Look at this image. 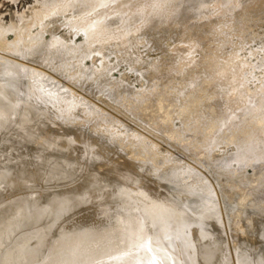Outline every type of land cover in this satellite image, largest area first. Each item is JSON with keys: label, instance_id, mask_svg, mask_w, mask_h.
Returning <instances> with one entry per match:
<instances>
[{"label": "bare ground", "instance_id": "1", "mask_svg": "<svg viewBox=\"0 0 264 264\" xmlns=\"http://www.w3.org/2000/svg\"><path fill=\"white\" fill-rule=\"evenodd\" d=\"M170 1L43 0V5L40 4L42 8H39L40 10L38 11H35V9L33 10V12H36L35 16L33 15L34 18H28L29 20H26V16H24V20L21 19V22L24 21L25 24L22 23V25L19 26L12 23L2 26L0 23V141L5 138V136H7V138H5L6 140L9 139L7 143H2L5 139L0 142V149L2 148L3 150L5 149V151H9V154L10 152L12 153L11 155H13L14 158L10 157L9 160L13 158L14 161L9 165L13 166L14 170L19 171L17 173V178V174L14 175L16 171H14L11 166V169L7 168V170L10 169V174H12L11 170H13L14 173L12 175L15 176V178L12 176V180L6 181L7 174H4L5 169L0 170V264H218V261L221 259L220 252L223 250L222 252L224 253V248L226 247V245L223 246L224 244L222 245V243L220 244L218 242L220 240H216L218 236L219 239H221L222 236L225 235L224 239L228 242L229 240L236 239L237 241H235V243L239 242L238 244L240 245L241 241L235 238V235L239 232L240 237L249 234L247 237L251 238L254 235V231L258 229V233L261 232L260 230L264 231V229H261V226L264 225V206L263 208H259L263 210V212H259L263 215L262 217L259 216L261 217L259 220L254 215H251L249 209H247L246 212L244 211L245 215L248 217H245L247 222L244 220V223H246L244 229L247 228L245 229L247 231L245 234L242 233L243 235L241 234L242 231H245L243 228L242 231L239 229V232L235 231L234 233L236 229L234 226L238 224H235L233 220H231V224L233 221L234 225H231L230 222L226 223L227 218L223 219L224 217L221 214V207H224L221 205L222 203L226 204L225 206L228 205V207H233L231 211H239V209L245 205L249 198L247 187L255 180L253 175L242 173L240 179L236 181L237 185L234 186L227 181L229 180L227 178L229 174H224L218 179L217 186H214L211 181L207 180V177L204 178L194 173L187 176L186 174L192 172V170L189 165H183L185 162L176 165L178 167L180 166L179 169L173 166L176 164L175 163L170 169L162 171V169L155 165L157 164L156 160L150 158V153L157 152V147L153 145V143H150L152 141L148 143L144 141L143 143L142 141L145 137H142V133L139 135L140 131L139 134L136 133L135 129L134 132L131 129V132L134 133H130L132 139L136 141V144L140 142L146 144V151L142 153L144 154L143 156L137 155L136 157L133 156L135 157L133 159H122L125 153H123L122 156L121 151H118L120 147L119 144H122L118 143L117 148L112 146V143L116 142L115 140H113L114 142L112 143L110 142L111 144L107 141V139H109L108 137L115 138L116 135L114 134L121 130V125H119L121 120L118 124L119 127H117V123L110 125H116L114 128L109 127V125H107L109 123L104 125L105 121L103 120L107 119L106 121H108L109 114H105V111H100L101 109L98 110L97 106H94L93 103L92 105L90 101L85 99V96H80L75 90L65 85L61 80L62 78L66 79L74 85L83 88L86 92L95 93L97 91L99 94V91H101L103 93V95H101L103 99L105 93L108 97L115 98L114 100L116 102L118 94H120L122 90L124 92L127 88L128 90L126 91H129L132 87L130 85L131 88L129 86V88L127 86L124 87V85L128 83L125 82L123 85L125 88L124 90L120 85L124 82H121L118 85L122 87V90L119 91L121 87H118V92L120 93L117 94V91H113L112 89H114V85H116V82H119V80L116 79L114 81L115 78L112 80L110 75L114 83L110 78H107L109 75L107 77L102 75L104 78L100 76L102 72L100 70L101 67L99 69L94 66L96 68L93 69V66H85L83 63L85 57L89 58L92 56L91 54L97 53L96 50H101L103 48H105L107 52L109 48L110 50L121 52L126 46L127 49L130 47V49L133 48L132 50L134 51V47H132L134 43L132 38L138 37L139 39L140 36L138 34L141 35L144 30L145 34H143L145 38H147L146 35H148L146 34L148 31V27H146L147 24L146 22L142 23L141 20L144 19V22L149 19L151 24V20L153 19L152 22L155 23L152 25H155L156 21L157 24L160 23V15L163 14V18H161L163 21L161 22L165 25V21L167 19L169 20L168 15H170L169 12L167 14L168 10L166 9L170 8L173 13V10H176L174 14H171L172 17L170 15V20L172 21V23H170L173 24V21L176 19L178 20L181 16L177 15L178 18L176 16L175 18L174 15L176 12H178V14L181 13L183 16L182 11L185 10L187 13H184L185 18H189L190 14H194V12H192V5L197 6V3L201 4L202 2L201 0H197V2L194 0L195 3L192 0V3L191 0H183L184 5L181 8L184 9L181 10L178 6L182 0H177L179 5L175 4V2L177 3L176 0H172L174 1V3H172L174 7L171 5ZM208 1L209 0L206 1L207 3L205 2L206 6ZM225 2H227V0H225ZM73 4H76L75 6H77V4L81 5L87 12V15L85 13V15H79L80 13H78V16H76L77 18L73 17L75 19L72 20L73 27L77 28L75 31H81L85 35L84 41L78 42L76 45L74 43L75 41H72L74 44H67L66 41L63 40L64 37L62 35L59 36L58 34H54L53 32L55 31H50L49 29L52 27L51 24L55 20H52V23L49 21V26L51 25L49 28L47 22L41 23L35 32L28 31L31 29H28V27L32 22L34 25V23L39 22V19H43L49 14L53 17V15L55 16L57 14V12L54 13L55 11H59L60 8L61 10H65L64 8ZM185 4H187V7ZM222 4L227 3L222 2ZM189 7L191 8L190 14L187 12L190 10ZM197 7H199V4ZM204 7L205 5L200 9L194 7L193 11L198 9L199 12L203 13L202 9H205ZM178 9L181 10L180 13ZM132 10L138 14L133 13ZM162 10H165V15ZM198 11L197 13L195 12L196 14L194 17H197ZM229 11L226 13H229ZM61 12L63 13V11ZM130 12L133 13H131L132 16ZM158 12L160 14H158L159 18L153 16ZM134 14L136 18L137 16H139L138 18L141 17L140 21L136 20ZM164 16H166L165 19L167 18L165 21ZM184 16L182 20L185 21L187 19H185ZM130 17L135 19V21L133 19V22H136L135 25H133L134 23L131 24L132 19ZM110 18H112L113 21H121L119 26L114 27V22H112ZM172 18L175 19L172 20ZM128 19L130 21H128ZM195 19L198 20V18ZM34 20L37 21L35 22ZM182 20L179 19L180 24ZM138 21L140 22L139 25L137 24ZM184 21H182V23ZM189 22L191 25V21ZM200 22L201 21H199V24ZM162 23L156 24L155 26L151 25L150 28H148L151 30L150 33L157 35L158 33L152 32L153 28H156L154 31L159 32L163 30L162 28L167 26L165 29H167L168 33L163 32L164 30L162 31L163 35L167 36L170 33V27L168 25L165 27L159 26ZM144 24V30H142L141 26ZM180 24H178V26ZM55 26L57 27L58 23L55 24ZM55 26L52 28L56 30ZM234 26L233 29L235 28ZM70 27H68V29H70ZM174 27H176V31L179 33L181 29H177V25H174ZM59 28H57V31ZM139 28L142 30L139 31L141 33L135 34L137 32L135 30H139ZM203 28L205 29V27ZM73 29L70 30L73 31ZM173 30L175 31V29ZM228 30H232V28ZM9 31L13 32L14 38L10 39L7 37ZM202 31L203 29L201 32ZM67 32L68 31H66V33ZM194 32L196 36L197 33L196 31ZM155 35L149 34L148 37H154ZM179 36L180 35H178V37ZM157 37H155L154 40L152 39L153 41L147 39L152 43L158 39ZM196 38L197 37H195V39ZM150 42L147 44L150 45ZM127 43L130 45H125ZM91 47H96L98 49H93ZM126 48L123 54H126ZM167 48L165 51H167ZM93 50H95V52H92ZM132 50L129 52H133ZM101 51L103 52L104 49ZM101 51L99 52L103 55ZM99 52L98 56L100 55ZM131 54L135 56L134 53ZM82 56L84 58L83 60ZM129 56L131 57V55ZM133 56L132 59L130 58L129 60H133ZM136 58L138 59V57ZM165 58L168 59V57ZM137 59L136 61L139 60ZM136 61L132 62L137 63ZM215 62L217 61L215 60ZM107 63L108 62L105 64ZM93 64L95 65L96 63L93 62ZM166 64L167 62L165 65ZM100 65L105 66L102 64ZM210 65L209 63V66ZM213 65L214 63L212 66ZM43 66L48 72H46L47 70H43ZM215 67L216 66L212 68L216 69ZM217 67H219V64H217ZM230 67L226 66L228 70ZM107 68L105 69L104 67L103 69L107 70ZM155 69L156 68H154V71ZM213 69H210L209 73H211ZM162 70L160 71V77L162 72H165ZM220 70L222 69L220 68ZM51 71L55 72L56 75ZM207 72L208 70L205 74ZM223 73H225L224 68ZM223 73L221 74L223 75ZM102 74H104V71ZM106 74H109L108 70ZM158 74L159 72L157 75ZM228 75L229 74H227V76ZM224 76L225 75H223V78ZM214 77L217 79L216 76ZM218 80L222 82V78L221 81L220 79ZM101 83H103V88L106 86L105 92L102 91L103 88L100 89L99 87L102 86ZM217 86L219 88V85ZM129 93L127 92L126 94L125 92L124 95H126V97L124 95L122 97L121 95V100H123V98L125 100ZM180 93H182L181 90ZM218 93L219 92H217V95ZM108 97L106 98L108 99ZM197 97L199 98V96ZM112 98L109 100L112 101ZM192 99L196 101V98ZM117 102H119V100ZM166 106L168 105H165V107ZM262 106H264V99L262 105L255 108L252 112L255 110L258 112V109ZM163 108H161V111ZM167 109L168 108L163 109V112L164 110L167 111ZM94 111L99 115L104 112L100 115L102 117H99L101 119H96L97 117H94V115H96ZM98 111H100V113ZM158 111L159 110H157V112ZM92 113H94V115ZM159 113L160 111L157 115ZM90 115L97 121L102 120L103 117L104 119L100 121V123L98 121V124H100L99 127H94L95 123L93 122L94 129L87 127L90 128L89 130L85 125H91L92 118H90ZM106 115L107 118H105ZM238 116L233 114L228 121L229 124L235 121ZM109 117L111 118V116ZM156 117L159 118L158 116ZM115 119L117 120L116 117ZM110 120L113 121L114 119ZM97 121H95L96 125ZM81 126L84 128L81 129ZM123 128L124 127H122V129ZM259 128L261 129V127ZM255 130H257V128H255ZM260 132L258 135L255 133L254 136L248 133L247 135L251 136L252 139H250L249 136L247 137L249 139L241 138L242 140L244 139V141H241L238 151L235 152L237 154L233 153L236 155L235 157L238 162H242L241 160L248 158V156L250 158L251 155L248 154L254 151H256L255 154L251 153L253 156H257V159L263 158L262 160H264V134L263 131ZM1 134L4 136L3 138ZM114 144L116 145V143ZM139 145L141 146V144ZM123 146L124 144L122 147ZM259 147L260 149L263 147V150H258ZM115 148H117V150H115ZM2 149L1 151H3ZM126 149L127 147L124 148V151ZM259 151H261V153ZM258 152L260 156L263 157L256 155ZM5 154L6 153L3 154L2 152V155ZM169 154L170 153H167V155ZM2 155L0 157H2ZM129 156L132 157L131 155ZM2 160L4 162V159ZM245 161L243 162L245 163ZM248 161L247 159V162ZM3 162L0 163V166L6 165L7 159L4 164ZM9 163H11V161ZM0 168L2 169V167ZM12 177L11 175L9 176V178ZM6 182H9V184L11 183V187L12 183L16 184L17 187H15V185L14 187L17 189L12 190L13 187L11 188ZM169 186L171 188L172 186H176L177 190L175 191L176 188H172L174 189L173 191ZM159 187H162L164 190L161 188L162 190L160 189L161 191H158ZM231 211L229 209V212ZM249 212L250 214L248 215ZM257 222L261 226L258 225L259 228L258 226L254 228L253 223ZM225 225L231 226L233 228H231V230L233 231H231L230 228L227 229L228 226L226 227ZM262 233L263 232H261V234ZM212 234L219 235H216L217 237L211 240L209 238L214 236ZM261 234V239H263L264 236ZM239 236L237 235L236 237ZM247 237L246 240L243 239L246 241V244L254 240L249 239L250 242ZM257 239L260 240L259 237H257L256 240ZM258 240L257 242L262 241ZM222 242H224V240ZM224 243L228 245V243ZM229 243L232 245L234 242L231 241ZM253 243L255 246L256 241L252 242L251 247H253ZM246 244H241L239 248L244 246L245 249L248 247V244ZM261 244H263L264 247V241H262ZM230 245H228V248ZM256 245H258L259 248L262 247L259 243ZM232 246H234V244ZM258 246L254 248L258 250ZM222 247L224 248L222 249ZM226 248L225 252H227L226 250L228 249ZM253 250L254 249L251 250V248L249 249L248 252L252 251V253H249V256L250 254L254 255V253L256 255V250L255 252H253ZM262 250H264V248H262ZM238 251L237 253H239ZM248 252L246 250L247 254ZM241 253L244 254L242 251ZM241 253H239V256ZM227 254L229 253L227 252ZM232 254L231 257L233 256ZM234 255H236V253ZM253 255L250 257L252 258ZM223 257L225 259V256H222V258ZM243 257H245V254ZM246 257L248 256L246 255ZM234 258L236 261L238 260L236 259L238 258L237 255ZM231 259L224 261V264H228ZM241 259L240 264L246 263ZM253 259L250 262L249 260H245L247 261L246 264H264V254H262V252L258 253L256 258ZM231 261L234 262L233 259ZM221 262L220 260V263ZM237 262L235 263L237 264Z\"/></svg>", "mask_w": 264, "mask_h": 264}, {"label": "rangeland", "instance_id": "2", "mask_svg": "<svg viewBox=\"0 0 264 264\" xmlns=\"http://www.w3.org/2000/svg\"><path fill=\"white\" fill-rule=\"evenodd\" d=\"M42 1L43 0H0V23H1V25L6 26L8 24L13 23L14 25L20 26V25H22V23L25 24L24 21L21 22V19L24 20V16H26L25 17L26 20L28 18H30V19L34 18L33 15L35 16V13H36L35 11H38V10H40L39 8H42V5H43ZM168 1H170V0H167V2ZM171 1H170V3L174 7V5L172 4V3H174V1H172V2ZM193 1H192V3H193ZM201 1H202L201 4L197 3L196 5L198 6V4H199V7L201 5L200 8H203V6L205 5V7H204L205 9H202L203 13L199 12L198 9L193 11L194 7H196V8H199V7L192 5L193 6V7L191 6L193 8L192 12H194V14H190V11H191L190 7H189L190 8L189 11H187L189 8L186 10L188 12V14L192 15V16L189 15V18L188 17L185 18L184 13H186V12H185V10L182 11L184 18L187 19L185 21L182 20L183 16L180 13L181 10L184 9V8H181L184 5L183 0L180 3L181 6L179 5L178 1H177V3L175 2V4L179 5L178 7L181 10L178 9L180 14H178V12H176L174 17L175 16L177 17V15H179V16L181 15V16L179 18L177 17L178 20L176 19L179 23L175 20V21H173V24L175 22L174 25H177V29H181L179 31L180 34L176 31V27H174V25L171 24L172 21L170 20L171 19L170 15L173 12H171L172 9H170L168 7L170 10L169 9H166V10H168L167 14H168V12L170 13V15H168L170 21L167 18H166L167 19L166 20L165 19L166 16H164V21L166 20L165 22L167 24L165 23V25H163L164 23L161 22V21H163V19L161 20V18H163V14L160 15L158 12L156 15L154 14L153 16L158 17V18H159V15L161 16L160 21H159V19H158V21L162 24L159 26L165 27L166 25H168L170 27L169 32L170 33L172 32L171 33L172 36L170 35V33L167 36L163 35V32L168 33L167 29H165L167 26L165 28H162L164 31L163 30H161V31L157 30L162 34L154 31L156 28H153L152 32L158 33L157 35L150 33L151 30L148 28H150V26L152 24H154L155 22H152L153 21V19H152L151 24H150L149 19L145 20L144 22H143V20H144L143 19V20H141V22L142 23L146 22V24H147L146 27H148L147 28L148 31L146 32V34L155 35L154 37L149 36L151 39L148 37V35H146L150 41H153L155 39V37L160 35L157 37L158 39H156L154 42L151 43L147 38H145V36H144L145 30L143 29L144 28L143 26H145V24H144L142 26L140 25L142 27V30H144L142 33L139 32V31H142L140 28H139V30H135V31H137L135 34L141 33V35L138 34L140 36L139 39H141V40H139L138 37L132 38L133 42H134L132 44L133 45L132 47H134V51L132 50L133 48L130 49V47H128V49H127L126 46L123 48V51H121L122 53L117 52V51L112 50V49L110 50V48L108 49V52H107V50H105V48H103L104 49L103 52L101 51L103 49L96 50L97 53L91 54L92 56L89 58L85 57V59H84L82 56V60L83 59L85 60L83 62L85 66H87V65L89 67L93 66L92 67L93 69H95L96 67L100 69V67H101L100 70L102 72L98 69L101 72L100 76L104 75V77H107L109 75V77H107L109 79L110 75H111L112 80L114 78H115L114 81L116 79L119 80V82L117 81L116 82L117 84L114 85V87H113L115 90L112 89L113 91H117V94L120 93V92H118V89L121 86L123 87L125 82L126 83L128 82L127 83L128 85L125 84L124 87H126V86L128 87L130 85L132 87V89L129 91H126L128 89L126 88V90H125V88L123 87V89L125 90L123 92L122 87H121L119 91L122 90L121 91L122 94L121 93L118 94L119 99L118 98L116 99V102L118 100H119V102L116 103L114 100L115 98H112L109 96L110 98H112L114 100V101L113 100L110 101L111 99L105 93H104V99H103V96H101V95H103V93L101 91H99V94L97 91L95 93L94 92H86V91H84L83 88L74 85L72 82H70L66 79L62 78L61 80L64 82L65 85H67L68 87L75 90L80 96H85V99L90 101L91 104L93 103L94 106H97L98 110L101 109L100 111H105L106 112L105 114H109V116H111V118L108 116V121H111L110 119H114L116 121L115 122L113 120L111 122H108V121H106L107 119L103 120L104 119V117H103L102 120L105 121V123L103 122L104 125L106 123H109V124H107V125H109V127L114 128V127H116V125H117V127H119L118 124H119V121L121 120V123L119 124V125H121V130L117 131L114 134V135H116L115 138L114 137H111V138L108 137L110 140L107 139V141L109 143L110 142L112 143V142H114L113 140H115L116 142H114V143H116V145L114 143H112L113 147L118 148V146H117L118 143H121L122 145L124 144V146H123L124 148L127 147V149L124 151V148L122 147V145L119 144L120 147H119L118 151H121L122 156H123V153H125L124 154L125 156H123L122 159H133L137 155L143 156L144 154H142V153L146 151L145 150L146 144H143L144 141L147 143L152 141L150 143L151 144L153 143V145H155L157 147V152L150 153L151 154L150 158H153L156 160V163L158 165L157 164H155V165L158 166L160 169H162V171H164L165 169L168 170L173 166H175L179 169L180 166L178 167L176 165L182 164L183 162H185V163H183V165H186V164L189 165V167L192 170V172H190V173L187 172L188 173V174H186L187 176L192 175V173H194L197 175H201L204 178L207 177V180L211 181L214 186H217L218 179L221 177V175H224V174L225 175L229 174L228 177L226 176L229 179L227 181L229 182V184L234 185V186L237 185L236 181L238 179H240L242 173L253 175L255 180H254V182H251L249 184V186L247 187V192L249 193V198H248L247 202L245 203V205L241 209H239V211H234V210L231 211V209H233V207H231V206L228 207V205L225 206L226 204H223V203L221 204L222 206H224L223 208L221 207V209H222L221 214L224 217L223 219L227 218L226 223L230 222V224H231V220H233V221H235V224H238L237 226H234V227H236V229L238 228L237 230L234 228L235 229L234 233H235V231H238L239 229H241V231H242V228L244 229V227H246V223H244V220H245V217H248V216L245 215L244 211L246 212L247 209H249L251 211V215H254L256 218H258V220L263 216L259 213L260 211L263 212V210H260L259 208H263V206H264V160H262L263 158L257 159V156L252 155L253 153L255 154L256 151H254L253 153L250 152L248 155H251V157L249 158V156H248V158H244V160H241L242 162H240V161L238 162V160L235 157L236 155H234V154H237L235 152L238 151V148H239L241 141H244V139L242 140L241 138L252 139L251 136L252 135L254 136L255 133H257V135H258V133L260 131H263V134H264V108H262L264 106L260 107L261 110L259 108L258 112H257V110H255L256 112L255 111L252 112L255 108L262 105L263 99H264V0H227V2H225V0H222V1L221 0H209L207 6H206L207 0H205V1L201 0ZM203 1H204V3H203ZM196 2H197V0H196ZM222 2L227 3V4H222ZM186 3H187V1H186ZM40 4H42V5L40 6ZM73 5L67 6L66 8H64L65 10H63V9L61 10V8H60L59 11H55L54 13L57 12V14L55 15L56 17L54 15L52 17V15L49 14L48 16H45L43 19H39V22H36L37 20H34L36 22V23H34V25L32 22L31 24H29V27L27 26L28 29L31 28L28 31L29 32L30 31L35 32V30L38 29L37 27H39V25L41 23H47L48 22L47 23L48 28L51 25H52V27H54L55 24L58 23V26L57 27L55 26L56 30H55V28H52V27H50L49 29H50V31L54 30L55 32L52 31L54 34H58L59 36L62 35L64 37V39H63V37H62V39L65 40L67 44H74L75 43V45H76V44H78V42L80 43L81 41H84L85 35L81 31H75V29H77V28L73 27V25H72L73 21L72 20L77 18L76 16H78V13H80L79 15H82V14L87 15V12H86V9H84V7H82L79 4H77V6H75L76 4L74 6ZM171 5H169V6H171ZM186 5L187 4H185V6ZM172 6H171V8H173ZM76 8H80V9H76ZM34 9H35V11L33 12ZM61 11H63V13ZM162 11H160V12L163 13L165 10L163 12ZM173 11L175 13L176 10H173ZM197 11H198V15H196L197 17H194L195 14L197 13ZM228 11H229V13H226ZM76 12H77V14H76ZM131 13L132 12H130V15H131ZM133 13H135V11H133ZM72 14H74V15H72ZM135 14H138V13H135ZM165 14L166 13L164 12V15ZM68 17H69V19H68ZM73 17H75V18H73ZM138 17L139 16H137V18ZM171 17H172V15H171ZM190 17H192V18H190ZM112 18H110V19L112 20ZM130 18L132 19V17H130ZM135 18H136V15H135ZM137 18H136V20L140 21L141 17L138 19ZM195 18H198V20ZM214 18H215V20H214ZM129 19H128V21H130ZM133 19L131 20L132 21L131 24L134 23ZM174 19L172 18V20H174ZM179 19L184 21L183 22L184 24L182 23V21L180 24ZM188 19H189V21H191V25L189 24L190 22L188 21ZM52 20H55V21H53V23H52ZM58 20H59V22H58ZM49 21L52 23L50 26H49V24H50ZM134 21H135V19H134ZM154 21H156V20H154ZM199 21H201L202 23L200 22V24H199ZM204 21H206V22H204ZM224 21H225V23H224ZM112 22H114V25H113L114 27H118L121 21L119 22L116 20L115 21L112 20ZM138 22H137V24L139 25L140 22L139 23ZM213 22H214V24H213ZM64 23H65V25H64ZM148 23H149V25H148ZM160 23H158V24H160ZM185 23H186V25H185ZM236 23H237V25H236ZM135 24H136V22L133 25H135ZM156 24H157V21H156ZM178 24H180V25L178 26ZM69 25L72 27H70ZM155 25H152V26H155ZM198 25H199V27H198ZM137 26H136V28H137ZM233 26L235 27L234 29H233ZM68 27H70V29L74 28L73 31L68 29ZM203 27H205V29ZM57 28H59L58 31H57ZM184 28H186V29H184ZM231 28H232V30H228ZM173 29H175V31ZM202 29L205 32H203V31L201 32ZM66 31H68L69 33L68 32L66 33ZM194 31H196V33H197L196 36L194 35L195 34ZM227 31H229V32H227ZM200 32H201V34H200ZM192 33H193V36H192ZM203 33H205V34H203ZM175 34L177 35V37ZM187 34L189 35V38H188ZM199 34L201 37L199 36ZM13 35H14L13 32L9 31L7 34V37L12 39L15 37ZM65 35H69V36H65ZM82 35H83V37H82ZM169 35L172 38L174 37L173 40ZM178 35H180V36L178 37ZM227 35H228V37H227ZM184 37H185V39H184ZM195 37H197L198 39L196 38L197 39L196 40ZM146 39L148 40V42ZM190 39L192 42L190 41ZM72 41H75V42L73 43ZM184 41H185V43H184ZM70 42H72V43H70ZM149 42L151 43L150 45L147 44ZM125 45L129 46L130 44L127 43ZM91 48L95 49L96 47H91ZM125 48H126L127 52H126V54H123L125 52V50H124ZM166 48H167V51H165ZM180 48H182V49H180ZM96 49H98V48H96ZM131 50L133 52H129ZM99 51H101L103 53V55ZM92 52H95V50H93ZM98 52L101 56L100 55L98 56ZM131 53H134L135 56H133V54H131ZM128 54L131 55V57ZM122 55H124V56H122ZM103 56H104L103 59H105L106 61L102 59ZM132 56L134 57L133 60H129L130 58L132 59ZM123 57H124V59H123ZM136 57H138V59L141 60L142 62L139 61ZM165 57H168V59ZM135 58L138 61H136ZM171 58H173V59H171ZM96 59L98 60V62ZM174 59H175V61H174ZM99 60H101V61L103 60L102 63ZM215 60L217 62H215ZM132 61H136L137 63L132 62ZM168 61H170V62H168ZM93 62L96 63L97 65L96 64L94 65ZM104 62L105 63L108 62V63L105 64ZM166 62H167V64L165 65ZM160 63H161V65H160ZM162 63H163V65H162ZM209 63L211 64L210 66H209ZM213 63H214V65L212 66ZM100 64L105 65V66H101ZM109 64H110V67H109ZM147 64L150 66H148ZM217 64H219V67L222 70H220V68L217 67ZM231 64H232V66H231ZM94 66H96V67H94ZM214 66H216L215 67L216 69L212 68ZM226 66L227 67L231 66V67L228 70V68H226ZM104 67H105V69L107 67L110 68V69L107 68L109 74H106L107 70L103 69ZM151 68L153 71H154V68H156L155 69L156 72L155 71L153 72L151 70ZM223 68H224L225 73H223ZM159 69H161V70L163 69L165 71V72H162L161 77H160V73H161L160 71L161 70H159ZM210 69H213V71L215 73L212 70H211V73H209ZM43 70L46 71L47 69H45V67L43 66ZM207 70H208V72L205 74V72ZM103 71H104V74H102ZM149 71H150V73H149ZM46 72H48V70ZM51 72H53V71H51ZM158 72H159V74L157 75ZM212 72H213V75H212ZM219 72H221V73H223V75H225L224 78H223V75ZM53 73L55 74V72H53ZM216 73H217V75H216ZM49 74L53 75L52 73H49ZM227 74H229V75L227 76ZM55 75H53V76H55ZM156 76H159V77H156ZM202 76H203V78H202ZM214 76H216L217 79ZM111 78H110V80H111ZM221 78H222V82H224L225 85H224V83L219 82L218 79H220V81H221ZM223 79H224V81H223ZM3 81H5V80H3ZM114 81H112V82H114ZM121 82H124V83H121ZM119 83H121L120 84L121 86L118 85ZM221 83H222V85H221ZM102 84L103 83H101V85ZM216 84L219 85L220 89L218 88V86ZM99 87H100V89H102L104 86L102 85ZM105 88H106V86H105ZM105 88L102 89L103 92H105ZM178 89H180L182 91V93H180V90H178ZM125 92H126V94H127V92L128 93L130 92V93H129V95H127V98H125V100H124V98H123V100H121V98L123 97ZM136 92H139V93H136ZM217 92L220 93V95L218 93L219 96L217 95ZM132 93H133V95H132ZM121 95H122V97H120ZM124 96L126 97V95H124ZM197 96H199V98ZM106 97H108V99ZM192 98H194V99L196 98L195 99L196 101H194ZM190 100H192V101H190ZM159 102H160V104H159ZM161 105L162 106L164 105L163 106L164 108ZM165 105H168L169 107L168 106L165 107ZM121 106H122V108H121ZM159 106H161V107H159ZM161 108H163V109L168 108V109H167V111L164 110V112H163V109L161 111ZM117 110H120V111H117ZM157 110L160 111V113L158 115H157V113L159 111L157 112ZM100 111H98V112L100 113ZM165 111H166V113H165ZM261 111H263V112H261ZM94 113H95V111H94ZM94 113H92V114L94 115ZM103 113H100V115H102ZM153 113H154V115H153ZM254 113H255V115H254ZM233 114H236L237 116L239 114V116L235 121L230 122V124H229L228 121L230 120V118L232 117ZM252 114H253V116H252ZM91 115H90V118H92V122L90 121L91 125L90 126L85 125V127L86 128L90 127L93 129H94V127H99L100 124H98V121L100 123V121H102V120L97 121L96 119H101L99 117H102V116H100L99 114H96V115H94L95 118L97 117L95 119ZM156 116H158L159 118H157ZM115 117L117 118V120L118 119L119 120L117 121L115 119ZM160 117H162V118H160ZM105 118H107V115ZM93 120L97 121V125H96V122ZM93 122L95 123L94 127H93V124H94ZM114 123L115 124L117 123V124L110 126ZM122 127H124V128L122 129ZM259 127H261V129ZM82 128H84V127L81 126V129ZM90 128H87V129L90 130ZM255 128H257L258 131L255 130ZM131 129L133 130V132L135 129V132L138 134L140 131L139 135H141V133H142V135H143L142 137H145L144 140L142 141L143 143L137 142V143L141 144V146L139 144H136V141H134V139H132V135L130 133H132V134H134V133L131 132ZM251 132H252V135H251ZM248 133H250L251 136L247 135ZM260 134L262 135L261 132H260ZM257 135H255V136H257ZM248 136H249V138H247ZM1 137L3 138L4 136H2V134H1ZM5 138H7V136H5ZM5 138H3V139H5ZM5 140L2 141V143L3 142L7 143V141L9 139H7L6 141ZM117 148H115V150H117ZM262 148L263 147H261V149H260V147H259L258 150L260 149L262 151L264 149V148L263 149ZM1 149H0L1 155H2V152H3V154L4 153H6V154L2 155V157H0V161L3 162L2 159H4V162H3V164H4L6 162V159H7V163H6V165L4 164V166L1 165L0 167H2V169L0 168V170L5 169L4 174L5 173L7 174V175L5 174L7 176V178H6L7 180L6 179H4V180L9 181V180H12L13 177L15 178V176L12 175L14 173L13 172L14 167L9 165V164H12V161H14V159H13L14 157H13V155H11L12 154L11 152L9 154L8 153L9 151H5V149L4 150L2 149L3 151H1ZM261 151H259V152L261 153ZM167 153H170L172 156L170 154H169L170 156L167 155ZM258 153L256 155L260 156V153L259 154ZM128 154L131 155L132 157H130ZM231 155H233L234 157ZM133 156H135V157H133ZM10 157H13L12 158L13 160L12 159L9 160ZM260 157H263V156H260ZM255 158H256V161H255ZM174 159H175V162H174ZM245 159H246V161H245ZM247 159L249 160L248 162H247ZM8 161L9 162L11 161V163H9ZM243 161H245V163ZM173 164H175V165H173ZM5 166H6V168H5ZM7 166H9V167H7ZM10 166L13 169V170H11L12 174H10V172H9V170L11 169ZM7 168H10V169L7 170ZM181 168H182V165H181ZM160 169H159V171H160ZM5 171H8V172H5ZM14 171H16L14 173V175H16L19 172L18 170H14ZM8 173L11 175V177L12 176L13 177L9 178L10 175ZM254 173L256 176L254 175ZM16 177L18 178V174ZM6 183L9 184V182H6ZM10 185H11V183L9 184V186ZM14 185H15V187H17L16 184L12 183V187L14 188L13 189L10 186L12 188V190L17 189L14 187ZM169 187H168V189H169ZM161 188L159 187L158 191H161L163 189V188L162 189ZM172 188H176V186H172ZM172 188L170 187V189L174 191V189H172ZM176 190H177V188L175 189V191ZM229 209L231 212H229ZM249 214H250V212L248 213V215ZM226 215H227V217H226ZM228 215L231 217H229ZM259 216H261V217H259ZM233 221H232L231 225H234ZM253 225H254V228H256V226H258L259 223L258 222L253 223ZM227 226H226L227 229L230 228V230H231L232 227L229 225H227ZM259 226H261V225H259ZM259 226H258V228H259ZM263 226H261V229H264ZM245 229H247V228H245ZM258 230L254 231L255 236L254 235L252 237L250 236L251 238L247 237L249 234L248 235L246 234L245 236L240 237L239 236L240 232L239 231H238L239 233L237 232L238 233L237 235L239 237H236L237 235H235V238H237L238 241H241L240 245L241 244L243 245V243L246 244V241L243 240V239L246 240V237L248 240L254 239V240H252V242L256 241L255 246L253 243V247H251L252 242L249 240L251 243L247 242V244L248 243L249 244L248 245L246 244L248 247H246V245H245V247H246L245 249H244V246L243 247L241 246L243 249L239 248L240 247V245L238 244L239 242L235 243V241H237L236 239L235 240H233V239L229 240V242H231V241L234 242V243H232V245L234 244V246L230 245L231 243H229L227 240L224 239L225 235L222 236V238H223L224 242H226V243H228V245H230L229 248L230 249L232 248L231 250L228 248L227 244L222 242L223 240L221 237H220L221 239H219V236H218L219 234H212V235H214V236H211L212 238L214 237L213 239L209 238V237L208 238L211 240H214L218 236V238H216V240H220L218 242L220 244L222 243V245L224 244L223 246L226 245V247L229 249L228 250L225 247L227 249L226 251L229 253V254H227V252H225V248L222 247V249L224 248V253L222 252L223 250H221V252H220L221 255L219 254L221 256V257L219 256L221 258L220 260L222 261L221 263L224 264V261H226L227 258L229 257L228 260L232 258L234 260V262L231 261L232 260L231 259L230 260L231 263H230V261H229V263L228 262H226V263L236 264L235 262L238 261L237 264H240V259L244 256V254H245V257H246V255L248 257H246V258L243 257L244 259L242 258L241 260L247 263V261H245V260H249V262L252 261L254 256L256 258V255L258 253L262 252V254H264V250H262V248H264V247H263V244H261L262 241H264V238L261 239L262 236H260L261 232H263L261 235L264 236V231L260 230L261 232L258 233ZM231 231H233V230H231ZM246 231L247 230H245L244 232L242 231L241 234L242 233L245 234ZM256 234H257V236H256ZM258 234H259V236H258ZM242 237H245V238H242ZM255 237L256 238L259 237V239L262 241L257 239L258 241H260V242H257ZM257 243H259V245H262V247L260 246L261 248H259V246L256 245ZM236 244L238 245L239 251L237 249ZM256 246H258L257 247L258 250L261 249V250H259L260 252L258 250H256V248H254ZM233 247H234V249H233ZM247 248H249V249L251 248V250L254 249L253 252H255V250H256V255H255V253H254V255L252 254L253 257L251 258L250 256H252V255L250 254V256H249V253H252V251L248 252L249 249H247ZM235 249H237V250H235ZM240 249L244 254L241 253ZM246 250H247L248 254L246 253ZM237 251L239 253H241L240 256H239V253H237ZM235 253L238 257V258H236V259H238L237 261L234 258V257H236V255H234ZM225 254L227 255V257ZM231 254L234 257L233 256L231 257ZM222 256H225V259H224V257L222 258ZM219 257H218V259H219ZM220 260L218 261V264L220 263ZM246 263H243V264H246Z\"/></svg>", "mask_w": 264, "mask_h": 264}]
</instances>
